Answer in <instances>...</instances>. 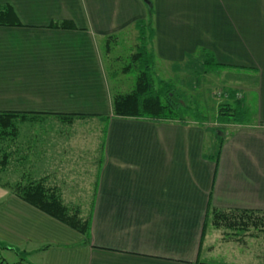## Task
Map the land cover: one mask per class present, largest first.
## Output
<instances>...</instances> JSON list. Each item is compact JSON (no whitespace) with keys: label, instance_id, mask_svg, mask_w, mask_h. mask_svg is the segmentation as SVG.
<instances>
[{"label":"crops","instance_id":"crops-1","mask_svg":"<svg viewBox=\"0 0 264 264\" xmlns=\"http://www.w3.org/2000/svg\"><path fill=\"white\" fill-rule=\"evenodd\" d=\"M153 2L154 73L186 69L199 47L211 50L232 81L218 96L242 99L241 123L107 120L111 84L97 39L137 32L148 17L143 0H0L22 22L0 26V112L28 114L15 117L18 132L3 130L1 181L43 182L69 206L94 186L90 207L78 203L92 214L86 242L0 185V247L13 256L5 263L264 264V251L253 258L245 248L264 231L205 227L209 204L264 210V0ZM61 21L77 28L50 26ZM78 119H92L87 140ZM218 127L216 163L205 154L219 145Z\"/></svg>","mask_w":264,"mask_h":264},{"label":"trees","instance_id":"trees-1","mask_svg":"<svg viewBox=\"0 0 264 264\" xmlns=\"http://www.w3.org/2000/svg\"><path fill=\"white\" fill-rule=\"evenodd\" d=\"M145 4L147 6L148 17L136 21L133 25L138 32V37L137 43L135 44L136 48H134L129 56L130 63L121 69H118V66L113 67V69L117 71L120 70L122 73H127L135 68V70H137L135 85L132 90L128 92H122L118 90L117 87L114 89L113 86L110 85L112 93V114L106 116V118L109 120L112 117H126L156 122L171 121L187 123L189 118L186 117V114L183 112L185 106L176 92V86L167 80H162L158 83L155 80L154 65L156 59L150 48V44L154 38L152 22L154 16V2L153 0H149V3L145 2ZM21 25L22 22L17 17L11 5H0V26ZM50 26L55 28H77L71 21L55 22ZM118 35L119 33H113L97 39L103 60L106 61L108 65L115 64V59L119 60V57L116 58L115 56H111V40L117 38ZM196 54L202 59L204 55H207L203 62L208 63L211 68H214L213 66L220 67L222 65L215 59V55L211 50L199 47ZM109 74L110 71H108V76ZM229 96L230 98L228 101L218 106L216 122L220 125L241 123V114L245 111L241 108L242 99L236 96L235 91ZM195 114L193 116L191 115L193 120L200 122V124L204 126H210L208 122L209 119L206 116L203 114ZM16 116L25 118L28 117V114L0 112V129L2 132L5 128H10V130H15V132L17 131V127L14 123V118ZM72 116L73 115H65V117L70 118L69 121L72 120ZM217 132H219L220 135H218ZM222 133L224 135V131L218 127L216 129V137H219V145L214 149V152H207V154H205L206 157L213 159L216 163L219 161L224 142ZM0 185L9 186L15 195L81 232L85 236V241L90 242L92 214L87 216L81 215V208L79 206L73 207L66 204L58 191L53 187L47 186L43 182H30L27 184L21 182L14 184L8 182L3 183L1 179ZM206 220L205 227L206 223L211 221L217 226L225 225L231 229L240 226L241 229L264 231V210H223L209 204ZM20 263L26 264L23 262ZM0 264L10 263H5L0 259Z\"/></svg>","mask_w":264,"mask_h":264},{"label":"rangeland","instance_id":"rangeland-1","mask_svg":"<svg viewBox=\"0 0 264 264\" xmlns=\"http://www.w3.org/2000/svg\"><path fill=\"white\" fill-rule=\"evenodd\" d=\"M136 35L137 32L134 29L128 31L123 30L122 32L119 33L117 38H113L111 40L112 41L111 56H118L119 60L115 59L114 60L115 64L108 65L109 68L108 71H110L109 81L114 89L117 87L122 92H128L132 90L136 82L137 70H135L134 68L127 73H122L120 72V70L117 71L113 69V67L118 66L119 67L118 69H121L122 67H125L130 63V59H129L130 53L132 52V50H134L135 44L137 43ZM206 56L207 55H204L202 59L197 54L195 56L189 55V57L186 58L185 60L189 63L187 64L186 69L182 68L181 71H179L178 69H175V71H169V70L167 71L164 69H159L155 71L154 77L157 83L162 80H170L176 86L177 89L176 92L182 99L183 104L185 106L183 112L186 114V117L191 118V115L193 116L195 113L203 114L209 119L208 122H210L211 120H214L217 115L218 106H219L218 103L227 101L225 97H219L218 93L221 91L225 92V89L232 81L228 79V76L226 74L227 71L224 70L223 68L217 69L219 68V66H213L214 68H211V66L208 63L203 62ZM175 74L177 76H174ZM121 82L124 85L120 86L119 84ZM16 120H18V118H14V123L15 126L17 127L16 132H18V125L16 123ZM45 120L47 121V125H52V124L56 125L54 119L48 118ZM78 120L79 121H76L74 124V126H76L77 134L83 136L86 140L87 138L92 137L93 136L92 133H94L95 131V127H89L91 125L90 121L92 119H78ZM92 122H95V120H93ZM86 123L89 124L86 125ZM26 125H33V124L31 122H28V124ZM222 136H224L223 133ZM2 140H3V132L0 129V141ZM0 178H4V176L2 175L0 176ZM91 186L92 187L90 189V192L86 198L80 197V199H75L72 200L71 202H75L77 206L78 203H81L82 206L84 205L86 207H90V204L93 199V190H94L93 184ZM71 206L75 207V205H71ZM3 246L4 247H0V252L1 250L7 248L5 245ZM245 248H249L247 251H251L252 257L253 256L255 257L256 252L264 251V239L261 238L258 240L257 247H255L254 245L251 246L249 244ZM1 253L3 255H1ZM1 253H0L1 260L3 259V256L6 258V260H11L10 258H13L11 254H8L6 252H1ZM249 264H259V263L253 260L250 261Z\"/></svg>","mask_w":264,"mask_h":264},{"label":"water","instance_id":"water-1","mask_svg":"<svg viewBox=\"0 0 264 264\" xmlns=\"http://www.w3.org/2000/svg\"><path fill=\"white\" fill-rule=\"evenodd\" d=\"M143 1H145V2L149 3V0H143Z\"/></svg>","mask_w":264,"mask_h":264}]
</instances>
